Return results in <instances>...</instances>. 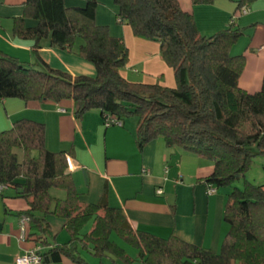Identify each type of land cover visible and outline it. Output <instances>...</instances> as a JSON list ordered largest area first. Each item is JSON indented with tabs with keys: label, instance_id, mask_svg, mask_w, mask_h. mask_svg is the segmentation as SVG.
I'll return each instance as SVG.
<instances>
[{
	"label": "trees",
	"instance_id": "16d2710c",
	"mask_svg": "<svg viewBox=\"0 0 264 264\" xmlns=\"http://www.w3.org/2000/svg\"><path fill=\"white\" fill-rule=\"evenodd\" d=\"M112 1L118 24L130 27L136 37L158 43L174 73V86L131 81L122 75L128 47L123 37L110 34L107 25L97 24L98 0H85L82 7L67 6L65 0H24L22 15L12 19L11 34L33 41L35 59L25 62L0 50V103L71 101L77 117L97 110L103 123L114 119L121 125L134 117L139 150L160 137L167 147L213 163L204 178L208 188L229 187L244 176L255 156L264 155V79L257 91L241 88L245 56L230 53L245 29L231 21L203 36L179 0ZM190 1L195 5L216 0ZM230 1L235 14L256 0ZM27 19L35 24L27 25ZM43 39L50 47L93 64L95 76H73L49 66L38 54ZM16 150L22 151L21 161ZM66 157L64 151L45 148L42 123L20 119L0 130V196L8 197L5 191L10 190L12 197L27 201L28 208L18 215L28 218L24 240L32 243L41 264L63 258L89 264L83 252L117 264H264V184L245 180L241 188L228 191L223 209L227 231L213 251L172 234L159 237L134 229L120 208L109 206L106 189L97 203H82ZM52 188L63 190L64 198L53 197ZM48 215L64 221L66 242L48 241ZM89 221L91 228L82 232Z\"/></svg>",
	"mask_w": 264,
	"mask_h": 264
},
{
	"label": "crops",
	"instance_id": "0c3cea01",
	"mask_svg": "<svg viewBox=\"0 0 264 264\" xmlns=\"http://www.w3.org/2000/svg\"><path fill=\"white\" fill-rule=\"evenodd\" d=\"M23 1L0 0V50L20 60L31 57L33 46V41L11 34L12 19L22 15ZM179 2L192 13L203 36L213 35L231 21L245 29L230 53L245 56L240 87L250 92L259 90L264 79V0H256L235 14V4L230 0L195 5L190 0ZM65 4L82 7L85 0H65ZM116 14L112 0H98L97 24L107 25L110 34L123 37L128 47V63L122 75L131 81L174 86V73L162 58L158 43L134 36L130 27L117 23ZM26 24L32 26L35 21L27 19ZM38 54L49 66L73 76L96 74L93 64L50 47L48 39L40 42ZM133 67L139 72H131ZM20 119L42 123L45 148L67 153L71 161L68 173L82 203H97L106 189L109 206L120 208L134 229L159 237L172 234L213 251L219 249L227 231L223 209L228 191L222 188L219 192L221 188L214 187L215 191L209 193L204 182L213 169L209 160L178 147H167L160 137L139 150L135 118L125 119L121 126H105L97 110L75 116L71 101L55 104L6 99L0 103V130L9 129ZM16 153L21 161L22 151ZM5 194L8 197L0 196V264H15L17 256L33 250L32 243L22 238L18 215L28 203L12 197L10 190ZM46 220L50 225L48 241L66 242L68 238L59 235L64 231V221L52 215ZM47 264L74 263L63 258Z\"/></svg>",
	"mask_w": 264,
	"mask_h": 264
},
{
	"label": "rangeland",
	"instance_id": "374dc122",
	"mask_svg": "<svg viewBox=\"0 0 264 264\" xmlns=\"http://www.w3.org/2000/svg\"><path fill=\"white\" fill-rule=\"evenodd\" d=\"M7 21H10L9 19ZM11 28V25H10ZM31 57L27 56L26 59L27 61L30 60V62L34 61L33 59H35L33 53L31 52ZM24 61H26L25 59H22ZM133 67V69H130L131 72H139L138 69ZM130 75H135L137 76V74H130ZM136 78V77H135ZM134 117H128L126 118V120L128 119H133ZM247 180L255 185H260V184H264V155H257L255 156L252 161L251 164L249 166V168L246 170L245 174L243 177H240L239 179H237L236 181H234V183L232 185H230L229 187H226L227 191H231L234 187L237 188H241L244 184V181ZM222 191V188L219 190V192ZM50 193L53 197H58V198H64L65 196V192L59 188H52L50 190ZM53 218H56L55 216H53ZM58 219V218H57ZM59 220H61L59 218ZM91 224L92 221H89L82 229V232H87L90 228H91ZM59 235H64L66 238H68L66 232L62 231V233H60ZM115 238V236H114ZM116 241L118 242V244L120 246H122L123 248H126V250L128 252H132L131 248L128 247L123 241L118 240L117 238H115ZM60 240V239H59ZM131 255H133L131 253ZM82 257L89 263V264H117L114 263L110 258L108 257H103V258H97L94 257L90 254H88L87 252H83L82 253ZM132 264H137V262H133Z\"/></svg>",
	"mask_w": 264,
	"mask_h": 264
},
{
	"label": "built area",
	"instance_id": "2783aa9c",
	"mask_svg": "<svg viewBox=\"0 0 264 264\" xmlns=\"http://www.w3.org/2000/svg\"><path fill=\"white\" fill-rule=\"evenodd\" d=\"M113 123V124H111ZM104 125L105 126H110V125H118L120 126L121 123L118 121H114V119H111V120H106L104 122ZM66 161H67V165L68 167H71V161H70V158L67 157L66 158ZM3 188V186H0V190ZM208 191L209 193H212L215 191V188L213 187H209L208 188ZM28 221V218L25 217V216H22L20 218V229H21V234H22V238H24V234H25V224L27 223ZM41 256L37 253V251H35V249L27 252L26 254L24 255H19L16 257L15 259V264H41Z\"/></svg>",
	"mask_w": 264,
	"mask_h": 264
}]
</instances>
